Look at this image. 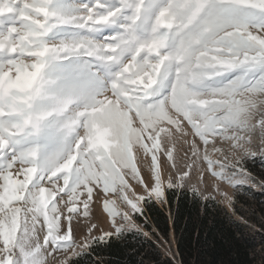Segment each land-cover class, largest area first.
<instances>
[{
  "label": "snow or ice",
  "instance_id": "snow-or-ice-1",
  "mask_svg": "<svg viewBox=\"0 0 264 264\" xmlns=\"http://www.w3.org/2000/svg\"><path fill=\"white\" fill-rule=\"evenodd\" d=\"M256 135L264 0H0V264H83L138 219L231 206Z\"/></svg>",
  "mask_w": 264,
  "mask_h": 264
},
{
  "label": "trees",
  "instance_id": "trees-1",
  "mask_svg": "<svg viewBox=\"0 0 264 264\" xmlns=\"http://www.w3.org/2000/svg\"><path fill=\"white\" fill-rule=\"evenodd\" d=\"M167 213L144 225L150 237L127 233L110 252L86 256L83 264L99 258L103 264H259L263 257L257 249L258 235L247 231L216 200L207 207L185 201L178 214L169 217ZM166 243L174 259L164 253Z\"/></svg>",
  "mask_w": 264,
  "mask_h": 264
},
{
  "label": "rangeland",
  "instance_id": "rangeland-1",
  "mask_svg": "<svg viewBox=\"0 0 264 264\" xmlns=\"http://www.w3.org/2000/svg\"><path fill=\"white\" fill-rule=\"evenodd\" d=\"M264 142L261 141L259 135L253 137L252 150L256 152V156L251 155L245 158V166L248 171L256 177L254 184H249L245 188L233 189L227 185H222V190L226 191L229 196L233 197V203L229 206L227 203L222 202L220 195H215V200L221 204L233 218L240 222L247 231L257 234L260 238L261 245L257 248L262 254V259L259 264H264ZM169 214V213H168ZM97 215H99V208H97ZM137 223L143 226V231L147 232L150 237V233L144 228V224L137 220ZM107 224H102L105 230ZM99 235V233H96ZM168 243L163 247L164 253H171L168 247Z\"/></svg>",
  "mask_w": 264,
  "mask_h": 264
},
{
  "label": "water",
  "instance_id": "water-1",
  "mask_svg": "<svg viewBox=\"0 0 264 264\" xmlns=\"http://www.w3.org/2000/svg\"><path fill=\"white\" fill-rule=\"evenodd\" d=\"M168 214V213H167ZM168 216H169V214H168ZM170 217V216H169ZM170 222L172 223V220L170 219ZM168 247V249H170V247L169 246H167ZM174 251H175V253H177V249H176V247L174 248ZM170 254L169 253H167V256L168 257H171V258H173L174 259V253H173V251H171L170 250ZM177 264H180V263H178V262H176Z\"/></svg>",
  "mask_w": 264,
  "mask_h": 264
},
{
  "label": "bare ground",
  "instance_id": "bare-ground-1",
  "mask_svg": "<svg viewBox=\"0 0 264 264\" xmlns=\"http://www.w3.org/2000/svg\"><path fill=\"white\" fill-rule=\"evenodd\" d=\"M106 225V224H105ZM107 227V226H106ZM106 229V228H105ZM107 229H108V227H107ZM107 231V230H106ZM178 263H180V262H178Z\"/></svg>",
  "mask_w": 264,
  "mask_h": 264
}]
</instances>
